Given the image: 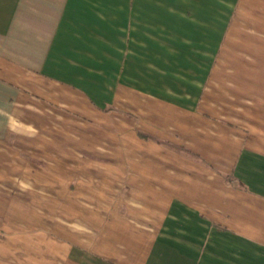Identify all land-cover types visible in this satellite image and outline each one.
Here are the masks:
<instances>
[{
    "label": "crops",
    "instance_id": "obj_1",
    "mask_svg": "<svg viewBox=\"0 0 264 264\" xmlns=\"http://www.w3.org/2000/svg\"><path fill=\"white\" fill-rule=\"evenodd\" d=\"M236 9L0 0V264H264V0Z\"/></svg>",
    "mask_w": 264,
    "mask_h": 264
},
{
    "label": "rangeland",
    "instance_id": "obj_2",
    "mask_svg": "<svg viewBox=\"0 0 264 264\" xmlns=\"http://www.w3.org/2000/svg\"><path fill=\"white\" fill-rule=\"evenodd\" d=\"M238 0H212L213 2V36H222L225 32L224 28L226 24L229 22V28L230 32L233 30V27L235 25V19L234 16L236 14V4ZM232 20L234 21L232 23ZM232 29V30H231ZM235 31V30H234ZM132 99H137V96L133 95ZM140 103L141 101L138 100ZM108 113V111H105ZM166 115H170L173 117V115L177 119H181L182 128L184 126H188L190 122H192L191 118L184 114H180V117L178 118V113L176 111H172L170 109L165 108ZM194 122V121H193ZM187 128V127H186ZM171 145V144H170ZM6 187H9L11 190H13V184L12 181L9 182ZM25 193L26 197L28 195V191H22V195Z\"/></svg>",
    "mask_w": 264,
    "mask_h": 264
}]
</instances>
